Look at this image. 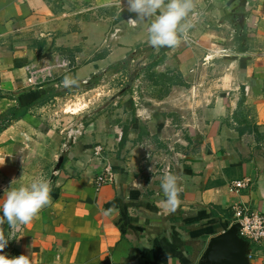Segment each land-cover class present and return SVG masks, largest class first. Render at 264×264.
<instances>
[{
	"label": "crops",
	"instance_id": "1",
	"mask_svg": "<svg viewBox=\"0 0 264 264\" xmlns=\"http://www.w3.org/2000/svg\"><path fill=\"white\" fill-rule=\"evenodd\" d=\"M120 1L0 0V117L30 108L0 132V197L13 180L52 185L51 202L11 230L9 256L31 253L34 264H199L211 239L237 224L235 205L264 214V0H193L187 34L199 41L182 53L185 61L176 56L182 38L150 48L162 53L163 71H185L170 75L154 110L144 107L128 123L127 105L113 107L95 121L94 98L69 112L65 119L77 123L65 125L63 137L49 121L69 92L83 88L91 98L110 89L124 63L150 46L154 17L132 25L137 14L122 12ZM196 66L204 73L189 75ZM95 77L99 85L88 88ZM108 166L115 181L98 189ZM166 175L178 178L174 207L161 187ZM244 179L252 185L231 193ZM0 232L9 234L6 221ZM250 263L264 264L263 247L251 244Z\"/></svg>",
	"mask_w": 264,
	"mask_h": 264
},
{
	"label": "clouds",
	"instance_id": "2",
	"mask_svg": "<svg viewBox=\"0 0 264 264\" xmlns=\"http://www.w3.org/2000/svg\"><path fill=\"white\" fill-rule=\"evenodd\" d=\"M128 11L136 13V18L129 17L130 24L135 25L137 19L152 18L148 28V43L160 49L174 47L181 38L187 39L190 25L186 18L194 8L193 0H127ZM73 83L65 78L64 84ZM175 175H166L162 182V189L167 197V203L173 207L179 203ZM11 186L0 197V223L7 222L10 232L5 235L0 232V264H34L31 253L9 256L3 252L12 238L11 230L19 224L30 223L51 202L52 185L43 177H37L30 183H20Z\"/></svg>",
	"mask_w": 264,
	"mask_h": 264
},
{
	"label": "rangeland",
	"instance_id": "3",
	"mask_svg": "<svg viewBox=\"0 0 264 264\" xmlns=\"http://www.w3.org/2000/svg\"><path fill=\"white\" fill-rule=\"evenodd\" d=\"M197 41H199V38L196 39L191 32L189 35L187 34V39L182 38L181 42L182 47L185 46V48L183 47L184 51L182 52L183 49L181 51L178 50L176 56L179 55L185 61V55L182 53L190 49L194 43H197ZM151 47V45L145 46L143 49L138 50L135 57H133L134 60L130 62V65H127V68L123 72L124 76L120 75V77H117L116 81L109 85V87H111L110 89L101 87V90H96L91 98H87L80 93L83 90L82 88L78 91L75 90V92H69L65 98L56 102L58 106L55 110H58V114L52 111L48 115V118L52 124L57 126L62 137L64 136L63 130L65 125H71L70 127L74 128L77 123L76 120L67 121L65 119L71 116L69 112H78L77 110L85 107V105L89 104L94 98L95 121H97V118H99L100 115L107 113L108 110H111L113 107L114 109H123L124 106L127 105L128 109L131 111L127 121L128 123L131 122L132 117L135 120L138 117V113L143 110L144 107L153 110L156 108V101H158L156 97L165 95L173 84L171 83L170 75L174 73L171 77L183 76L185 71L180 70L179 72H168L160 69V63L157 61L158 59H161L162 53L150 50ZM195 69L196 71L190 70L189 75H202L204 73L202 66H196ZM186 70H188V68H186ZM179 80L180 79H178V81ZM175 83L177 82L174 81V84ZM178 84L181 85V83H177V85ZM119 102L120 104H118ZM118 120L124 121L125 119L118 118ZM181 127L182 126L180 125L179 128ZM67 133L68 131L66 134ZM155 149V146H153L149 155L153 154ZM136 154V157L141 155L140 149ZM153 168L154 167L149 165L148 169L153 170Z\"/></svg>",
	"mask_w": 264,
	"mask_h": 264
},
{
	"label": "built area",
	"instance_id": "4",
	"mask_svg": "<svg viewBox=\"0 0 264 264\" xmlns=\"http://www.w3.org/2000/svg\"><path fill=\"white\" fill-rule=\"evenodd\" d=\"M120 10L126 11L127 0H121L118 4ZM30 85H35L36 82L33 78L29 80ZM79 132H71L68 135L67 145L64 147V151L67 152L71 149V144L77 140ZM104 152L102 146H97L95 148V155L101 157ZM115 181V173L112 167L108 166L105 168L104 172L97 176L96 185L100 189L103 186L112 184ZM252 185L251 179L238 180L231 184V193L238 194L240 191L249 188ZM235 218L237 224L240 226L239 234L240 237L250 244H256L264 248V214L254 212L242 205L234 206Z\"/></svg>",
	"mask_w": 264,
	"mask_h": 264
},
{
	"label": "water",
	"instance_id": "5",
	"mask_svg": "<svg viewBox=\"0 0 264 264\" xmlns=\"http://www.w3.org/2000/svg\"><path fill=\"white\" fill-rule=\"evenodd\" d=\"M62 162L63 158L60 160ZM239 230L240 226L236 224L212 238L199 264H251V244L240 237Z\"/></svg>",
	"mask_w": 264,
	"mask_h": 264
},
{
	"label": "trees",
	"instance_id": "6",
	"mask_svg": "<svg viewBox=\"0 0 264 264\" xmlns=\"http://www.w3.org/2000/svg\"><path fill=\"white\" fill-rule=\"evenodd\" d=\"M153 49H156L155 47ZM134 56L132 55L129 59V61L132 60ZM128 61V62H129ZM128 62H125L124 66H127ZM120 67H115L112 70L113 71H118ZM99 85L98 82V77H95V79H93V82H90L88 84V88H93V87H97ZM43 101H39L37 102V104H42ZM29 109L30 108H26V107H20V108H12L10 109L6 114H4L3 116L0 117V132L7 129L13 121H19L21 119H23L28 113H29ZM129 135V128H125L123 130V140H126V136Z\"/></svg>",
	"mask_w": 264,
	"mask_h": 264
}]
</instances>
